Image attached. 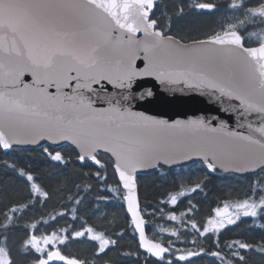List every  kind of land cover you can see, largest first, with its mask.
<instances>
[{"label": "snow or ice", "instance_id": "snow-or-ice-1", "mask_svg": "<svg viewBox=\"0 0 264 264\" xmlns=\"http://www.w3.org/2000/svg\"><path fill=\"white\" fill-rule=\"evenodd\" d=\"M0 153V264H264V0H0Z\"/></svg>", "mask_w": 264, "mask_h": 264}, {"label": "trees", "instance_id": "trees-1", "mask_svg": "<svg viewBox=\"0 0 264 264\" xmlns=\"http://www.w3.org/2000/svg\"><path fill=\"white\" fill-rule=\"evenodd\" d=\"M31 149H29L30 151L25 152L24 155H30L33 158L40 159V157L37 155L40 149L37 148L35 151H31ZM0 156H2V153H0ZM202 167V165L197 163L192 165L191 168L186 165L183 169H173V171L166 176H161L156 172H152L151 174L144 176L140 187L142 203L147 202L152 205H156L159 201L165 199L164 197L166 193L175 191V187L179 186L181 180L185 181L187 185L194 184L197 177H203L205 174L204 171L201 170ZM210 180L211 183H209L207 188L204 190V193L207 194L206 198L205 194L201 193L200 195L195 196L193 201H203L199 205L202 214H206L211 208L215 207L216 203L219 201H223L225 199L235 200L243 198V193L246 190V185L249 182L245 176L238 177L233 174L226 175L221 173H216L210 176ZM186 205L187 200H184V203L179 205L177 214H179V211H183ZM160 223H163V221ZM227 235L231 236L233 234L228 233ZM191 238L192 237H188V239ZM129 245H131V243Z\"/></svg>", "mask_w": 264, "mask_h": 264}, {"label": "water", "instance_id": "water-1", "mask_svg": "<svg viewBox=\"0 0 264 264\" xmlns=\"http://www.w3.org/2000/svg\"><path fill=\"white\" fill-rule=\"evenodd\" d=\"M152 83H153V82L149 81L148 86H151ZM24 147H26V148H31V147H34V146L27 145V146H24ZM178 166H179V165L174 166V167H178ZM221 172H222V171H221ZM223 173H225V172H223ZM236 175H238V176H245V174H236Z\"/></svg>", "mask_w": 264, "mask_h": 264}, {"label": "rangeland", "instance_id": "rangeland-1", "mask_svg": "<svg viewBox=\"0 0 264 264\" xmlns=\"http://www.w3.org/2000/svg\"><path fill=\"white\" fill-rule=\"evenodd\" d=\"M164 198H166V196ZM165 236H166V234H165ZM129 244L130 243L126 244V247H134L132 244L131 245H129ZM205 264H206V262H205Z\"/></svg>", "mask_w": 264, "mask_h": 264}, {"label": "flooded vegetation", "instance_id": "flooded-vegetation-1", "mask_svg": "<svg viewBox=\"0 0 264 264\" xmlns=\"http://www.w3.org/2000/svg\"><path fill=\"white\" fill-rule=\"evenodd\" d=\"M109 211H116V209H109ZM134 247H135V245L134 244H132Z\"/></svg>", "mask_w": 264, "mask_h": 264}]
</instances>
